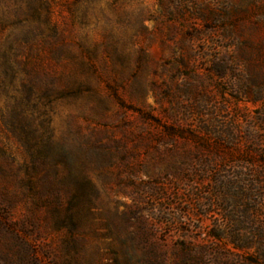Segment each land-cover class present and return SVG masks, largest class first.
Segmentation results:
<instances>
[{
	"label": "rangeland",
	"instance_id": "1",
	"mask_svg": "<svg viewBox=\"0 0 264 264\" xmlns=\"http://www.w3.org/2000/svg\"><path fill=\"white\" fill-rule=\"evenodd\" d=\"M0 264H264V0H0Z\"/></svg>",
	"mask_w": 264,
	"mask_h": 264
}]
</instances>
